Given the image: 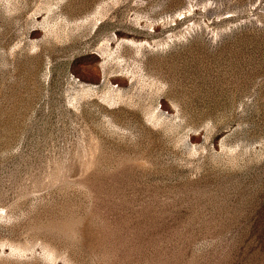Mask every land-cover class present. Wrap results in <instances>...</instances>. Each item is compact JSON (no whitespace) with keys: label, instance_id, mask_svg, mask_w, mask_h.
I'll use <instances>...</instances> for the list:
<instances>
[{"label":"rangeland","instance_id":"rangeland-1","mask_svg":"<svg viewBox=\"0 0 264 264\" xmlns=\"http://www.w3.org/2000/svg\"><path fill=\"white\" fill-rule=\"evenodd\" d=\"M0 264H264V0H0Z\"/></svg>","mask_w":264,"mask_h":264}]
</instances>
